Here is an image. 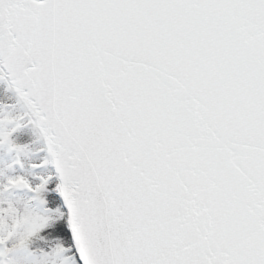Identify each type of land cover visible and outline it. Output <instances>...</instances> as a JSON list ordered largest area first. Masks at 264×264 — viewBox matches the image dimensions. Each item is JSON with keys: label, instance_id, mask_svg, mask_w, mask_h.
I'll list each match as a JSON object with an SVG mask.
<instances>
[{"label": "snow or ice", "instance_id": "obj_1", "mask_svg": "<svg viewBox=\"0 0 264 264\" xmlns=\"http://www.w3.org/2000/svg\"><path fill=\"white\" fill-rule=\"evenodd\" d=\"M0 264H264V0H0Z\"/></svg>", "mask_w": 264, "mask_h": 264}]
</instances>
